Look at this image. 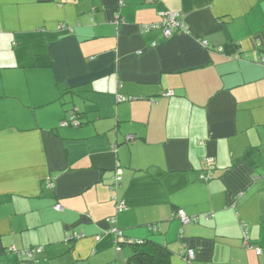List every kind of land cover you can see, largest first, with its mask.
Listing matches in <instances>:
<instances>
[{
	"label": "crops",
	"instance_id": "crops-1",
	"mask_svg": "<svg viewBox=\"0 0 264 264\" xmlns=\"http://www.w3.org/2000/svg\"><path fill=\"white\" fill-rule=\"evenodd\" d=\"M166 11L188 33H140ZM156 251L264 264V0H0V264Z\"/></svg>",
	"mask_w": 264,
	"mask_h": 264
},
{
	"label": "built area",
	"instance_id": "built-area-1",
	"mask_svg": "<svg viewBox=\"0 0 264 264\" xmlns=\"http://www.w3.org/2000/svg\"><path fill=\"white\" fill-rule=\"evenodd\" d=\"M149 3L154 2V0H146ZM160 20L156 23L149 24V25H141L139 26V31L140 33H145L150 30H159L162 34V36L167 39L170 38L176 34H181V33H188V27L183 19V17L180 14L173 13L170 11L166 12H161L159 13ZM203 46H206V42L202 41L201 42ZM167 95H171V93H168ZM118 100L125 101L126 98L124 97H118ZM62 126H73L76 127L79 125V120L75 112L70 113V117L67 120H63L61 122ZM205 163H204V170L205 174L201 176L203 180H207L211 178V175L215 169V159L213 157H206L205 158ZM259 176H254L252 177V181H257L259 180ZM120 181L121 177L119 174H114L113 177V183L110 186V190L114 191L120 186ZM114 215L111 217L107 218V222L109 223V229L108 232L109 234L113 235L115 237V243H116V250L120 251V244L126 242L123 240V242H119L120 238H122V231L117 227V221H116V216L117 214L121 213L124 209L125 206L123 202H116L114 201ZM173 217L177 219L181 225H187V224H195L198 222L199 216L195 215H188L186 214L183 210L178 209L173 213ZM205 220H209L213 217V214H204L203 215ZM181 235V231H180ZM83 234H77L73 233L72 235L68 236V239H79L83 238ZM181 238V237H180ZM243 246L245 248H252L249 243V236L247 233V229H243ZM9 251L15 252L19 258L25 257V258H31L35 252H40L41 248H32V249H24L21 251H16L14 248H10ZM255 253L257 255L260 254V249H255ZM179 256L185 259L186 262H191L195 258V252L191 249H186L183 247L179 251Z\"/></svg>",
	"mask_w": 264,
	"mask_h": 264
},
{
	"label": "trees",
	"instance_id": "trees-1",
	"mask_svg": "<svg viewBox=\"0 0 264 264\" xmlns=\"http://www.w3.org/2000/svg\"><path fill=\"white\" fill-rule=\"evenodd\" d=\"M81 124L82 122L79 120V125ZM127 264H168V254L167 252L163 251H156V253L152 256L147 254H139L131 257Z\"/></svg>",
	"mask_w": 264,
	"mask_h": 264
},
{
	"label": "water",
	"instance_id": "water-1",
	"mask_svg": "<svg viewBox=\"0 0 264 264\" xmlns=\"http://www.w3.org/2000/svg\"><path fill=\"white\" fill-rule=\"evenodd\" d=\"M131 138V137H130ZM128 139V138H127Z\"/></svg>",
	"mask_w": 264,
	"mask_h": 264
}]
</instances>
